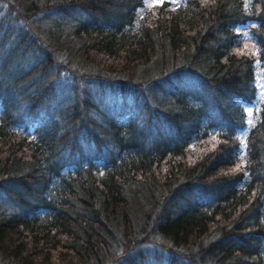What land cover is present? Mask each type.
<instances>
[{
    "label": "trees",
    "instance_id": "obj_1",
    "mask_svg": "<svg viewBox=\"0 0 264 264\" xmlns=\"http://www.w3.org/2000/svg\"><path fill=\"white\" fill-rule=\"evenodd\" d=\"M258 74L264 0H0V264H264Z\"/></svg>",
    "mask_w": 264,
    "mask_h": 264
},
{
    "label": "rangeland",
    "instance_id": "obj_2",
    "mask_svg": "<svg viewBox=\"0 0 264 264\" xmlns=\"http://www.w3.org/2000/svg\"><path fill=\"white\" fill-rule=\"evenodd\" d=\"M250 1V0H248ZM260 69V67H259ZM258 79H257V82L258 84H260L262 87H259L258 89V93L261 94V95H264V81H263V77L261 76V74H258ZM261 105L260 106H255V107H251L249 108L248 110V118L246 120V124H247V127L248 129L251 128L252 125H254L256 123V121L258 120V114L261 112Z\"/></svg>",
    "mask_w": 264,
    "mask_h": 264
}]
</instances>
